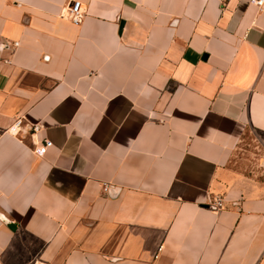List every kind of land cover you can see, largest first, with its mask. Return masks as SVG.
I'll use <instances>...</instances> for the list:
<instances>
[{
	"label": "crops",
	"instance_id": "0c3cea01",
	"mask_svg": "<svg viewBox=\"0 0 264 264\" xmlns=\"http://www.w3.org/2000/svg\"><path fill=\"white\" fill-rule=\"evenodd\" d=\"M249 133L264 8L0 0V264H264Z\"/></svg>",
	"mask_w": 264,
	"mask_h": 264
},
{
	"label": "built area",
	"instance_id": "2783aa9c",
	"mask_svg": "<svg viewBox=\"0 0 264 264\" xmlns=\"http://www.w3.org/2000/svg\"><path fill=\"white\" fill-rule=\"evenodd\" d=\"M222 6H225L228 2V0H219ZM250 3L258 6L260 9L264 8V0H248ZM67 14L71 21L74 24H80L82 23L83 17H84V11L82 9V3L80 1H74L72 2L68 8H67ZM24 124V118L18 117L15 122L9 127L10 133L14 135H18L21 130L22 126ZM40 129L39 125H34L33 130L38 131ZM53 142L51 140H45L44 144L39 147H35V151L42 155L45 152V149L49 146H52ZM108 187H105V190H107ZM208 206L213 210H218L224 208V199L221 197H214L212 201L208 204Z\"/></svg>",
	"mask_w": 264,
	"mask_h": 264
},
{
	"label": "rangeland",
	"instance_id": "374dc122",
	"mask_svg": "<svg viewBox=\"0 0 264 264\" xmlns=\"http://www.w3.org/2000/svg\"><path fill=\"white\" fill-rule=\"evenodd\" d=\"M259 140L255 138L254 133L247 135V141L245 142V148L247 151H243L242 157L248 162L249 167H254L257 173L264 176V149L260 146Z\"/></svg>",
	"mask_w": 264,
	"mask_h": 264
}]
</instances>
